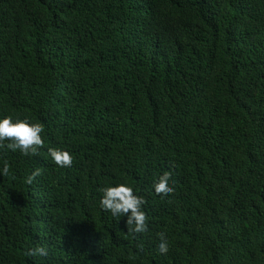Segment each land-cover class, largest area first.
<instances>
[{
    "label": "trees",
    "instance_id": "obj_1",
    "mask_svg": "<svg viewBox=\"0 0 264 264\" xmlns=\"http://www.w3.org/2000/svg\"><path fill=\"white\" fill-rule=\"evenodd\" d=\"M3 115L44 143L0 148V264H264V0H0ZM118 181L143 234L98 207Z\"/></svg>",
    "mask_w": 264,
    "mask_h": 264
},
{
    "label": "clouds",
    "instance_id": "obj_2",
    "mask_svg": "<svg viewBox=\"0 0 264 264\" xmlns=\"http://www.w3.org/2000/svg\"><path fill=\"white\" fill-rule=\"evenodd\" d=\"M43 127L39 123L30 122L27 118L13 117L11 115L0 116V148L10 151H18L23 156H34L43 146L41 133ZM50 162L60 168L70 167L73 157L70 152L60 147L49 146L46 149ZM40 173L39 169L26 177L25 183L31 184L34 177ZM9 174V164L4 161L0 164V177ZM174 183L172 174L163 171L151 184L152 192L161 199L167 198L173 191ZM98 207L101 211L109 213L113 218H125L127 232L133 236L143 234L148 230L146 214L143 210L145 199L136 193L133 187L126 182L118 181L107 183L98 188ZM158 242L156 250L160 254L168 252V242L163 233L157 234ZM26 257H47L48 252L42 246H34L25 251Z\"/></svg>",
    "mask_w": 264,
    "mask_h": 264
}]
</instances>
